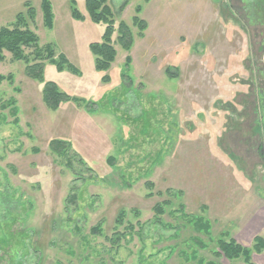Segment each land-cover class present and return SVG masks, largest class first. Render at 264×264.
<instances>
[{
	"label": "rangeland",
	"instance_id": "1",
	"mask_svg": "<svg viewBox=\"0 0 264 264\" xmlns=\"http://www.w3.org/2000/svg\"><path fill=\"white\" fill-rule=\"evenodd\" d=\"M85 1L50 0L48 28L43 0H0V27L19 13L29 19L33 7L39 44L70 65L46 61L44 81L74 98L49 109L44 82L5 52L0 75L12 79L0 82V264H231L213 255L214 243L197 247L193 238L207 239L191 221L206 218L213 237L227 232L246 246L264 237L255 107L264 0H127L123 9L126 0H109L134 42L130 51L115 42L103 71L90 45L106 23L91 19ZM136 15L147 21L144 35ZM53 139L70 146L56 153ZM253 259L264 264V252Z\"/></svg>",
	"mask_w": 264,
	"mask_h": 264
},
{
	"label": "trees",
	"instance_id": "2",
	"mask_svg": "<svg viewBox=\"0 0 264 264\" xmlns=\"http://www.w3.org/2000/svg\"><path fill=\"white\" fill-rule=\"evenodd\" d=\"M145 1L148 2L150 0ZM85 2L92 20L98 23H106V30L102 36V40L100 42H92L90 48L96 57L95 62L97 69L102 71L107 70L117 56V49L115 48L114 43L116 42L122 49L130 51L134 42L133 31L131 26L123 20L119 21L116 25L115 13L109 5V0H86ZM127 3V0L124 1L121 5V9H123ZM28 9L29 19H27L22 13H19L10 25L0 27V62L5 60V52L11 53L15 60L24 61L26 63V75L34 80L44 82L43 100L46 106L51 110H57L62 103L74 100V98L62 91L54 81H44L45 62L50 61L56 64L58 70H63L70 65L63 54H59V56L56 57L55 48L52 44H46L43 46L39 44L38 35L30 28L31 22H33L35 18V11L32 6ZM72 9L74 17L82 18V14L76 7H73ZM43 10L45 26L52 28L53 11L50 0H43ZM141 10L142 7L140 5L137 6V13H140ZM133 24L138 27L139 33L144 35V31L148 25L147 21L136 15ZM115 33H117V37L116 39H113ZM27 49H30V52H26ZM130 63L131 57L128 55L125 64L126 66H129ZM167 71H170V69ZM262 72L264 78V70ZM108 78L109 77L106 76L105 80H108ZM4 79L11 80L12 76L8 75L6 77L0 75V82ZM255 96V107L258 114L257 120L261 127L257 150H259L260 154L264 157V89L258 94L255 93ZM49 145L54 152L63 154L70 146V143L65 140L53 139L50 141ZM110 160L112 159L110 158ZM156 209H158L159 213L164 212L161 205H157ZM181 209H183V207L179 210ZM123 216L124 212L121 211L116 221L121 222ZM191 222L194 223L195 230L204 233L207 239L193 238V241L198 245L197 247L207 250L210 245L209 242H212L215 244V248H210L213 255L218 257L225 256L231 264H257L253 259L254 253L260 254L264 252V237L261 235H257L253 239V243L246 246L230 237L227 232H223L213 237L211 234V224L206 218L197 217L195 218V221ZM98 229L99 228L96 227L94 232L97 233ZM197 252L195 251L194 254ZM199 262L201 264H216L214 261H205L204 258H200Z\"/></svg>",
	"mask_w": 264,
	"mask_h": 264
},
{
	"label": "flooded vegetation",
	"instance_id": "3",
	"mask_svg": "<svg viewBox=\"0 0 264 264\" xmlns=\"http://www.w3.org/2000/svg\"><path fill=\"white\" fill-rule=\"evenodd\" d=\"M232 14L236 16V10L231 7Z\"/></svg>",
	"mask_w": 264,
	"mask_h": 264
}]
</instances>
